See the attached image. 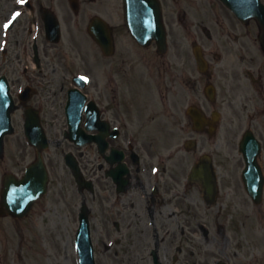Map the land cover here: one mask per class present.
Masks as SVG:
<instances>
[{"label": "flooded vegetation", "instance_id": "obj_1", "mask_svg": "<svg viewBox=\"0 0 264 264\" xmlns=\"http://www.w3.org/2000/svg\"><path fill=\"white\" fill-rule=\"evenodd\" d=\"M157 2L168 32L163 52L154 41L143 45L133 37L124 0H10L0 20V74L18 103L15 125L24 128L28 109L37 112L49 138L44 155L50 185L71 177L82 204L90 191L77 182L67 156L78 162L92 181L93 199L110 203L108 212L101 209L105 245L120 246L116 255L122 256L125 243L127 264H264V219L251 230L247 250L207 253L213 256L206 262L194 257L195 244L199 235L209 236L212 219L198 224L201 233L183 232L175 221L197 206L216 210L229 244L230 234H239L230 218L244 212L240 195L260 208L243 187L237 140L247 130L258 137L264 172V28L254 14L242 20L223 0ZM55 14L62 37L69 30L63 46L48 38V19ZM96 17L109 26L98 30L108 33L106 49L90 31ZM75 89L83 93L79 101L87 97L78 110V126L92 135L84 144L68 137L76 124L66 106ZM198 113L204 117L199 124ZM204 155L217 176L214 200L190 179ZM96 212L90 206L91 222Z\"/></svg>", "mask_w": 264, "mask_h": 264}, {"label": "rangeland", "instance_id": "obj_2", "mask_svg": "<svg viewBox=\"0 0 264 264\" xmlns=\"http://www.w3.org/2000/svg\"><path fill=\"white\" fill-rule=\"evenodd\" d=\"M9 3L10 0H0V20L3 9L10 8ZM68 33L69 30H67V34L63 37L60 45L63 46L65 42L67 43ZM1 38L2 36L0 40ZM15 38L12 39V45L9 46L11 52L14 51L15 42L18 40ZM246 115L245 111V119ZM19 116L15 115V123ZM19 124H17L16 132L7 138L5 156L0 159V188L2 173L7 171L23 172L27 164L34 159V152L25 141L22 127ZM185 154L180 156L183 158L182 155ZM63 181L65 182L63 183ZM83 198L92 209L94 207L97 211V218L93 219L92 226L98 250L96 253L98 264H127V255L124 253L125 243L119 250L123 251L122 256H118L116 250L120 246L108 250L104 242L109 243L106 237V228L102 227L103 214L101 209L108 212L109 208L106 205L110 203L99 204L96 201L101 200H94L91 193L87 191H84ZM197 198L199 202V196ZM80 200L81 196L75 191L71 177L62 175V179H54L50 185L49 193L35 204L27 217L18 220L7 214L0 215V264H78L74 241L78 227L77 217ZM244 200L243 203L240 195L238 202L244 208L243 216L240 217L239 214H236L230 218L231 221H235L233 225L238 227L239 234L234 236L230 234L229 244L228 241L224 242L223 229L220 228L221 225L216 223V219H218V223H223L222 213L217 215L216 210L209 212V210L205 211L201 206H197L196 209L191 210L190 215L181 214L175 218L183 232L187 228L188 230L197 229L196 231H199L198 224L201 221L212 219L209 236L199 235V240L195 244L197 250L194 257L196 259L202 258L206 262L207 257L213 256L207 253H215L220 256L223 255V251L227 253L235 251L237 246L240 250L241 248L248 249V242L253 239L251 238L253 235L251 230L261 226L260 221L264 219V204L259 208L247 199ZM254 209L256 212L253 211ZM92 215L94 216V210ZM239 219L240 222H238ZM110 229L113 230V228ZM199 233L201 232L199 231Z\"/></svg>", "mask_w": 264, "mask_h": 264}, {"label": "water", "instance_id": "obj_3", "mask_svg": "<svg viewBox=\"0 0 264 264\" xmlns=\"http://www.w3.org/2000/svg\"><path fill=\"white\" fill-rule=\"evenodd\" d=\"M153 23H157L153 19ZM160 28V24L152 25ZM157 36V35H155ZM14 110V103L10 96L7 86L0 89V152L4 149L3 136L13 131L11 125V112ZM28 136L32 139L31 132L27 130ZM40 154L36 163L28 168L26 176L22 180L10 182L9 175H6L5 191L6 208L16 216H23L28 213L36 197H39L46 190L47 172L41 155V150L47 146L46 138L42 131H37V137L34 139ZM78 247L81 253V264H95L93 257V247L90 239L89 223L85 220L82 223Z\"/></svg>", "mask_w": 264, "mask_h": 264}, {"label": "snow or ice", "instance_id": "obj_4", "mask_svg": "<svg viewBox=\"0 0 264 264\" xmlns=\"http://www.w3.org/2000/svg\"><path fill=\"white\" fill-rule=\"evenodd\" d=\"M19 2H20L21 4H23V3H25V0H19ZM18 15H19V13L14 14V16H13V20H14ZM9 23H11V21H10ZM5 27H8V25H5ZM82 79H83V78H82Z\"/></svg>", "mask_w": 264, "mask_h": 264}]
</instances>
